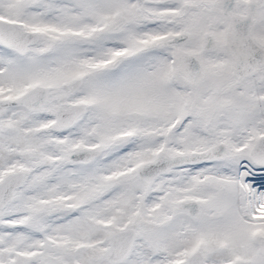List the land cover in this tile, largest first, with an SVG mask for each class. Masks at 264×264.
Wrapping results in <instances>:
<instances>
[{
    "label": "snow or ice",
    "instance_id": "snow-or-ice-1",
    "mask_svg": "<svg viewBox=\"0 0 264 264\" xmlns=\"http://www.w3.org/2000/svg\"><path fill=\"white\" fill-rule=\"evenodd\" d=\"M0 264H264V0H0Z\"/></svg>",
    "mask_w": 264,
    "mask_h": 264
}]
</instances>
